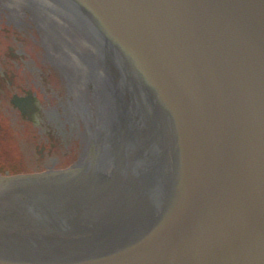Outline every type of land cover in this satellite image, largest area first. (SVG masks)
Returning a JSON list of instances; mask_svg holds the SVG:
<instances>
[{
  "label": "water",
  "instance_id": "1",
  "mask_svg": "<svg viewBox=\"0 0 264 264\" xmlns=\"http://www.w3.org/2000/svg\"><path fill=\"white\" fill-rule=\"evenodd\" d=\"M8 1L86 147L0 177V264H264V0Z\"/></svg>",
  "mask_w": 264,
  "mask_h": 264
},
{
  "label": "flooded vegetation",
  "instance_id": "2",
  "mask_svg": "<svg viewBox=\"0 0 264 264\" xmlns=\"http://www.w3.org/2000/svg\"><path fill=\"white\" fill-rule=\"evenodd\" d=\"M5 2L0 0V8L3 10L0 11V17L3 16L16 26L15 22L8 19L9 11ZM22 18V15L18 17L19 24ZM20 55L9 46L0 49V176L34 175L56 170L58 159L55 154L62 150L58 144V131L66 135L64 124L71 129L67 119L71 97L65 79L64 98L56 94L50 80L22 79L21 76L16 79L18 76L14 71L19 72ZM43 123L49 128L45 134ZM52 132L59 137L57 140ZM42 137L44 140L41 141ZM38 141L45 142L49 147L38 145ZM61 152L63 159L71 156V150L66 147ZM28 169L31 171L26 172Z\"/></svg>",
  "mask_w": 264,
  "mask_h": 264
},
{
  "label": "rangeland",
  "instance_id": "3",
  "mask_svg": "<svg viewBox=\"0 0 264 264\" xmlns=\"http://www.w3.org/2000/svg\"><path fill=\"white\" fill-rule=\"evenodd\" d=\"M7 46L11 47L6 41L5 39L0 35V49L2 48H6ZM12 48V47H11ZM12 51L16 52L13 48ZM17 53V52H16ZM18 71H14L15 74L18 76L16 77V79H18L20 76L22 77V79H39L36 74L32 71V69L27 65V63L20 57V60H18ZM62 119V118H61ZM63 120V119H62ZM43 123V132L45 134V132L49 131L48 125ZM64 131H67L66 135H64L63 133L59 132V146H61L62 150L64 151L65 147L69 150H71V156L69 157V159H63L61 155V151L57 152V154H55V156L57 157L58 161H57V167L56 170L59 169H65L67 167H74L77 164V162L82 158L83 156V150H85V144L83 142V136L81 137L79 135V130H77L76 128L73 129V131L71 132L70 129L68 128V125L64 124ZM51 129V128H50ZM53 133V132H52ZM56 133H53V135L55 136ZM15 136H18L15 134ZM45 136V135H43ZM55 136V140H57V138ZM17 139H21V137H18ZM44 140L43 137L41 139V141ZM61 141V143H60ZM39 142V141H38ZM86 142V141H85ZM35 144V143H34ZM39 144H44L46 147H49L45 142H39ZM37 145V146H38ZM15 156L16 158H18V153L15 152ZM27 159V158H26ZM31 170L28 169L26 170V172H30Z\"/></svg>",
  "mask_w": 264,
  "mask_h": 264
},
{
  "label": "bare ground",
  "instance_id": "4",
  "mask_svg": "<svg viewBox=\"0 0 264 264\" xmlns=\"http://www.w3.org/2000/svg\"><path fill=\"white\" fill-rule=\"evenodd\" d=\"M67 119H68V121H69V123H70V125H71V131H73V129L74 128H76L77 130H78V128L75 126V124L73 123V121L71 120V118L68 116L67 117ZM79 135L82 137L83 135L79 132ZM86 140H85V138L83 137V142H84V144H85V147H86V142H85ZM83 153H84V150H83Z\"/></svg>",
  "mask_w": 264,
  "mask_h": 264
}]
</instances>
